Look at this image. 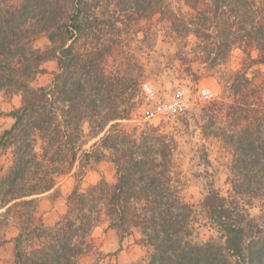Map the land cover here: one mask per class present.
Returning a JSON list of instances; mask_svg holds the SVG:
<instances>
[{
  "label": "trees",
  "instance_id": "trees-1",
  "mask_svg": "<svg viewBox=\"0 0 264 264\" xmlns=\"http://www.w3.org/2000/svg\"><path fill=\"white\" fill-rule=\"evenodd\" d=\"M86 1L0 3V91L23 97L21 107L9 114L12 125L0 135V152L11 155V165L0 177V205L51 191L55 177L76 161L84 124L100 132L113 123L97 147L109 153L115 182L100 181L83 193L73 189L62 220L51 228L22 230L14 238L13 264H76L101 217L122 238L131 229L139 231L141 242L151 247L143 264H264V98L249 88L244 75L232 86L238 98L222 137L232 156L230 190L223 195L211 189L203 197L200 211L216 236L194 243L196 212L174 181L173 139L149 127L135 135L119 130V122L129 120L135 109L138 83L107 75L98 63L102 56L75 50L88 24ZM184 2L192 11L189 17L171 13L168 19L178 34L193 29L204 63L214 55V65L239 47L254 49V63L264 66V0ZM122 3V10L141 8L144 13L161 7L154 0ZM212 30L222 40L210 41ZM31 33H44L52 46L34 48ZM51 59L57 60L59 73L49 87L32 89L29 83L42 73L41 64ZM92 158L106 156L84 154L86 161ZM253 200L260 204L257 217L248 211Z\"/></svg>",
  "mask_w": 264,
  "mask_h": 264
},
{
  "label": "rangeland",
  "instance_id": "rangeland-1",
  "mask_svg": "<svg viewBox=\"0 0 264 264\" xmlns=\"http://www.w3.org/2000/svg\"><path fill=\"white\" fill-rule=\"evenodd\" d=\"M122 1H86L88 24L76 41L75 50L93 53L94 57L102 56L98 63L104 72L136 81L139 94L142 84L150 85L159 102L171 99L177 88L184 89L194 98L197 88L212 90V101L196 100L185 115L160 120L156 125H150L143 119L142 112L146 106L139 96L129 120L118 124V129L128 135L149 127L173 139L174 181L183 201L193 206L196 212L192 242L204 243L216 235L200 211V202L211 189L223 195L230 190L232 156L222 137L227 132L230 106L238 98L232 86L244 75L250 83L249 88L257 89L256 95L264 98V66L254 63L257 59L254 49L243 52L239 47H233L226 57L219 56L214 65H211L214 55L204 63L203 55L196 49L199 40L192 34L193 29L188 28L189 31L178 34L168 19L172 14L189 17L192 11L184 0H154L161 5L159 12L154 13H144L141 8L122 10ZM1 2L5 6H19L22 0ZM162 6L167 11L162 10ZM209 33L210 41L222 40L214 30ZM29 40L31 46L41 51L52 46L44 33H31ZM40 67L42 73L29 83L32 89L49 87L55 74L59 73L56 59L45 61ZM22 98L20 93L0 91V135L12 125L13 119L9 114L21 107ZM112 124L100 132L91 129L88 123L84 124L76 161L67 173L55 177L56 186L51 191L0 205V264L14 263L13 240L22 230L33 227L47 229L62 220L67 210V196L73 189L83 193L100 181L108 185L115 182L109 153L97 147ZM90 152L103 153L106 158L86 161L84 154ZM10 165V152H0V177L7 173ZM248 211L253 217L259 216V201L253 200ZM150 254L151 247L141 242L138 230L131 229L122 238L114 229H108L105 218L101 217L86 238L76 264H143Z\"/></svg>",
  "mask_w": 264,
  "mask_h": 264
},
{
  "label": "built area",
  "instance_id": "built-area-1",
  "mask_svg": "<svg viewBox=\"0 0 264 264\" xmlns=\"http://www.w3.org/2000/svg\"><path fill=\"white\" fill-rule=\"evenodd\" d=\"M140 100L146 108L142 112V117L146 123L156 125L160 120H169L185 115L196 103L209 102L214 99V93L209 88H197L195 98L182 88H177L172 93L171 99L159 102L156 91L148 84L140 86Z\"/></svg>",
  "mask_w": 264,
  "mask_h": 264
}]
</instances>
